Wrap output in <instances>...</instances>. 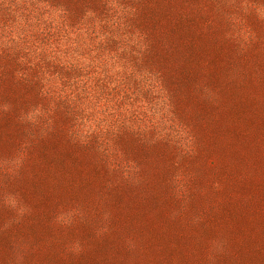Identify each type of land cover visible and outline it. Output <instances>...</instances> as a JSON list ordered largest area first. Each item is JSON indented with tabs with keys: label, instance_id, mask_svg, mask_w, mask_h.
I'll list each match as a JSON object with an SVG mask.
<instances>
[{
	"label": "rangeland",
	"instance_id": "rangeland-1",
	"mask_svg": "<svg viewBox=\"0 0 264 264\" xmlns=\"http://www.w3.org/2000/svg\"><path fill=\"white\" fill-rule=\"evenodd\" d=\"M184 25L255 103L239 138L181 105L194 59L165 35ZM197 84L219 105L220 83ZM261 118L264 0H0V264L75 262L90 240L107 264H264Z\"/></svg>",
	"mask_w": 264,
	"mask_h": 264
},
{
	"label": "trees",
	"instance_id": "trees-1",
	"mask_svg": "<svg viewBox=\"0 0 264 264\" xmlns=\"http://www.w3.org/2000/svg\"><path fill=\"white\" fill-rule=\"evenodd\" d=\"M168 39V43L173 42L175 44L173 54H169L172 57L174 54H180L179 48L185 55H191L193 62L191 60L185 61L184 57L181 55L177 65H182L181 68V79L186 83V88L188 93L185 91L182 93L185 95H190V98L186 100H181L182 107H186L188 110V118L190 121H198L202 118L208 120V127L214 129L213 135L220 137L223 134L235 133L239 138V133L247 130L250 124L255 123V119L248 115L250 109H255V103L251 104L240 92L238 96H235V90H233L234 85H229V79H224V65L219 60L216 54H213L210 60L204 58L203 53L205 50L210 52L207 48L206 42L202 38H197L195 32L189 29L187 26H182L181 28L170 27L168 34L165 35ZM189 40L188 44L183 45L184 42ZM185 47V48H183ZM211 53V52H210ZM190 63L189 65H187ZM191 67V68H190ZM256 75V74H255ZM204 76L209 82L220 83L222 85L223 93L220 98L219 105H212L210 101L203 100L199 96L192 93V89H197L202 93L200 85L197 84L198 77ZM258 80L262 81V76L256 77ZM198 93V92H197ZM216 112H219L217 117ZM261 109L257 111L260 113ZM259 121L262 124H259ZM257 123V128L264 130V118H261ZM203 127L208 128L201 124ZM200 131L206 133L203 129ZM259 133V132H258ZM214 139V147L220 146V141L216 138ZM86 195V194H84ZM80 195H76L78 198ZM208 211L211 209V200H206L205 204L200 200L196 201L189 212V216L186 220V223L189 224V219H191L195 213ZM194 226V224H190ZM87 227V225H86ZM85 226H82L83 232L73 230L67 233L63 232H50L47 235L40 236L38 239V244L49 249L52 253L57 251L56 248H62L67 242L70 241L73 237L88 235V230ZM93 230L89 228V232ZM58 242V245L55 244ZM109 241H106L104 244H101L100 241L90 240L89 246L85 252H83L80 257L75 261L71 262L61 259L57 253L56 262L57 264H107L109 256ZM67 260V259H66ZM104 262V263H103Z\"/></svg>",
	"mask_w": 264,
	"mask_h": 264
}]
</instances>
